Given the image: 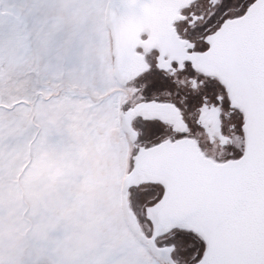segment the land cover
Here are the masks:
<instances>
[{"label":"snow or ice","instance_id":"1","mask_svg":"<svg viewBox=\"0 0 264 264\" xmlns=\"http://www.w3.org/2000/svg\"><path fill=\"white\" fill-rule=\"evenodd\" d=\"M0 264H264V0H0Z\"/></svg>","mask_w":264,"mask_h":264}]
</instances>
